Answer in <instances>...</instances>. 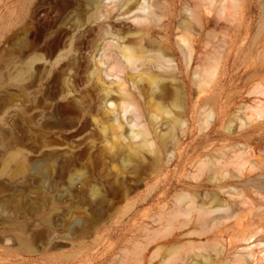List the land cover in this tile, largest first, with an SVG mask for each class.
I'll list each match as a JSON object with an SVG mask.
<instances>
[{
  "label": "rangeland",
  "instance_id": "obj_1",
  "mask_svg": "<svg viewBox=\"0 0 264 264\" xmlns=\"http://www.w3.org/2000/svg\"><path fill=\"white\" fill-rule=\"evenodd\" d=\"M49 1L31 0V15L43 25L57 16L74 18L80 15L72 6L73 0H59L57 6ZM153 1L149 0V3ZM158 1L162 8L154 6V10L161 16L160 28L167 27L170 15L175 18L170 45L176 44L180 34L178 23L190 19L193 16L190 13L201 8V14L196 16L211 20L204 30L196 27L195 23L192 30L202 35V44L206 33L211 34L209 42L211 38L212 41L208 45L211 49L208 51L211 55L214 53L212 56L216 63L209 64V68L215 69L213 80L200 93L191 82V96L181 98L185 112L179 114L172 109L171 113L184 122L181 129L192 132L191 139H204L207 134L219 132L208 138L205 144L208 148H221L231 141L224 128L238 107L249 105L251 111V108L256 110L257 102L264 104V0H223L221 4L220 0H212L204 8L199 6V0ZM15 6V0H0V264H163L169 250L174 252V256L168 264H238L242 260L245 264H264V118L254 119L253 115L248 122L245 118L246 126L236 129L241 134L238 143L250 148L252 163L261 165L250 170L246 164L239 173L232 165L226 167L225 189L232 193L236 189L239 198L220 194L214 182L209 181L211 174L207 167L199 165L202 160L214 161L216 150H211L210 154L190 155L185 168L179 172L190 185L206 176L209 181L207 187L201 191L178 188L169 195L173 200L174 195L188 192L203 202L218 195L230 207L216 214L231 217L211 223L209 216L198 217L197 211L193 210L190 215L192 224L180 234L177 230L166 229L154 219L161 213L157 202L159 182L174 170L173 166H168L170 154H164L161 164H153L149 158L142 163L135 160L126 162L117 151L113 160L99 164L93 161L94 158L92 161L87 157L78 159L82 173H66L67 156L77 154L81 147L92 151L101 149L104 143H89L86 132L67 137L73 128H68L63 118L58 126H48L45 123L48 114L37 101L29 111L25 110L28 93L40 95L37 93L40 82L56 62L77 56L91 60L95 54L92 50L66 47L51 54L47 43L49 33L35 42L33 55L41 60L35 64L36 82L25 89L23 97V120L29 112L32 135L28 137L24 133L22 145L18 143V63L13 35ZM85 15H89L87 8ZM237 29L241 31L238 43L229 45L228 40ZM76 36L77 32L74 33ZM202 51L203 48L196 47L191 65L193 81L197 77L192 73L201 69ZM172 62L177 67L179 61L174 58ZM72 73L71 69L66 75L70 80ZM175 80L176 87L184 90L185 84L179 74ZM68 96L77 98L78 93L70 92ZM207 97L214 116L205 129L201 125L204 116L200 113ZM56 101H61V97ZM200 101L203 102L199 105ZM163 104L168 106L167 101ZM241 110L239 115L243 119L251 114L249 110ZM253 110L255 114L260 109ZM167 118L163 115V120ZM232 123L231 129L235 122ZM104 125L108 126L109 122ZM165 130L166 127L162 126L161 131ZM177 131V137L183 143L178 147L181 148L189 140L185 141L182 132ZM107 133L110 141L111 133L124 135L126 130ZM125 143L122 141V145ZM177 150H172V155ZM19 162L23 168L19 167ZM149 198L152 201L147 203ZM214 248L222 251L219 259L214 256ZM248 255H251L249 260ZM203 256L207 257V262Z\"/></svg>",
  "mask_w": 264,
  "mask_h": 264
},
{
  "label": "bare ground",
  "instance_id": "obj_2",
  "mask_svg": "<svg viewBox=\"0 0 264 264\" xmlns=\"http://www.w3.org/2000/svg\"><path fill=\"white\" fill-rule=\"evenodd\" d=\"M50 1L54 6L60 4L59 0ZM73 1L72 6L80 15H76L74 18L57 16L43 25L39 19L31 15V0H15L13 35L18 63L16 68L18 143L22 145L24 133L28 137L32 135L31 114L28 112L23 120V97L25 89L31 88L36 82L35 64L41 60L33 55L35 42L40 41L45 34L49 33V35L47 34V43L50 46L51 54L66 47L95 52L91 56V60L77 56L60 63L56 62L55 66L48 70L44 79L40 80L37 90L40 95L28 93L26 97L25 107L27 109L25 110L29 111L36 101L44 106L43 108L48 114L45 119L48 126H58L63 118L66 121L65 125L68 128H73V131L67 133V137L86 132L89 143L94 144L95 141L104 143L101 149L97 148L92 151L88 147H81L78 153L76 152L77 154L67 156L65 172L74 171L81 174L82 168L78 167V159L87 157L91 160L94 158L93 161H97L96 163L99 164L113 160L117 151L121 152L122 158L126 162L135 160L142 163L145 158H149L153 164H161L164 154H170L168 166H173L174 170L159 182L157 202L160 205L161 213L154 219V222H160L167 227L166 229L177 230L176 232L180 234L192 224L190 215L193 210L197 211L198 217L209 216L211 223L229 219L231 216L216 214L227 211V208L230 207L229 203L220 200L218 195L203 202L195 194L182 191L174 195L173 200L169 199V195L178 188L201 191L208 186L209 181L214 182L220 194H230L232 197L239 198L240 194L236 189L233 193L225 189L227 186L224 181L227 174L226 167L232 165L234 171L239 173L246 164L250 166V170L261 166L255 162L252 163L249 155L250 148L238 143L241 134L237 133L236 129H241L245 125V118H247V122L251 121L253 115L254 119L262 120L264 118L263 103L257 102L256 110L260 109L257 112L255 108V111L251 108L256 112L255 114L252 110L250 111L249 105L238 107L237 113L233 114L234 116L224 128L231 141L221 148H208L205 144L208 138L216 136L219 132L207 134L204 139L199 137L191 139L192 132L181 129L184 122L172 116V109L179 114L185 112L181 106V98L182 96L184 99L191 96V82L200 93L213 80L215 69L209 68V64L215 65L216 63L212 56L214 53L211 55L209 52L211 48L208 45L212 41L211 38L209 42L211 34L206 33L205 43L202 44V35H198L192 30L194 23L196 27L204 30L211 20L196 16L201 14V8L197 12L190 13L189 15H193L190 19L186 18L178 23L177 29L180 34L177 35L176 44L170 45L175 18L174 15H170L167 27L163 30L160 28L161 16L157 15L154 10V6L162 8V3L158 0H154L152 3H149V0ZM170 1L172 2V0ZM211 1L199 0V6L204 8L206 3ZM222 2L223 0H220V4ZM86 8L89 12L87 16L85 15ZM120 11L121 13H119ZM89 23L94 25L90 26ZM58 24L63 26H57ZM84 26L86 27L81 29ZM161 31L164 32V35ZM76 32L77 36L74 37ZM240 34L239 29L234 30L228 40L229 45L235 46ZM66 41L69 43L67 44ZM196 47L203 48V51L202 57H200L201 62H199L201 69L192 73L197 77V80L193 81L191 65L196 55ZM174 58L179 61L177 67L172 62ZM71 69L73 70L72 80L67 77L68 71ZM178 74L185 84L182 91L175 85V78ZM105 80H108L109 83L106 84ZM84 84L87 86L83 87ZM70 92H77V98L68 96ZM58 97H61V101H56ZM204 100H207V103L205 102L201 107L200 115L204 116L201 125L202 127L204 125L206 129L214 114L209 108V97ZM97 101H99L98 105H96ZM164 101L168 102V106L163 104ZM202 102L200 101L199 105ZM242 108H244V112L245 110L251 112L248 114L249 117H244L245 121L239 115ZM163 115L168 118L163 120ZM225 117L227 116L225 115ZM233 118L235 119L233 120ZM233 121L235 124L231 129L230 125L233 124ZM108 122L109 125L105 126L104 124ZM222 123L224 124V121ZM162 126L166 127L164 132L161 131ZM256 127L258 124L254 129ZM122 129L126 130L124 135L111 133L112 139L107 140L108 131ZM177 130L182 132L185 141L189 140L181 148L178 147L183 143L177 137ZM122 141H126V143L122 145ZM175 149L178 150L172 155V150ZM211 150H216V159L199 162V165L207 167L211 174L209 181L205 176L193 185L188 184L179 172L185 168L190 155L210 154ZM18 154L21 155L22 152L19 151ZM19 163V167L23 168L22 163ZM158 167L164 169L162 165ZM38 170L39 166L36 167V171ZM45 172L47 173V171ZM150 201H152L151 198L147 200V203ZM213 252L215 258L219 259L222 251L214 248ZM173 256L174 252L169 250L163 259V264H168ZM202 258L206 262L208 261L207 257L203 256ZM250 258L251 255H248L247 260ZM239 263L245 264L243 260Z\"/></svg>",
  "mask_w": 264,
  "mask_h": 264
}]
</instances>
